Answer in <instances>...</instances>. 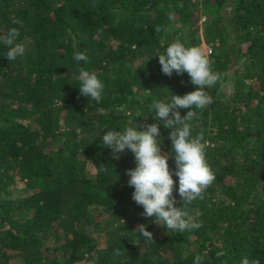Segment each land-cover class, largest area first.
<instances>
[{"label":"trees","instance_id":"obj_1","mask_svg":"<svg viewBox=\"0 0 264 264\" xmlns=\"http://www.w3.org/2000/svg\"><path fill=\"white\" fill-rule=\"evenodd\" d=\"M13 27L25 53L8 61L0 43V264H264V0H0V35ZM176 40L209 44L212 70L233 85L206 88L213 102L192 109L191 137L203 133L215 179L186 204L170 129L150 107L194 90L186 72L161 70ZM79 68L103 82L100 103L80 94ZM151 123L174 207L198 229L173 233L142 216L126 175L134 154L103 145L109 130Z\"/></svg>","mask_w":264,"mask_h":264},{"label":"clouds","instance_id":"obj_2","mask_svg":"<svg viewBox=\"0 0 264 264\" xmlns=\"http://www.w3.org/2000/svg\"><path fill=\"white\" fill-rule=\"evenodd\" d=\"M20 21L13 19L12 23ZM161 29L157 28L159 32ZM19 31L10 28L0 35V43L6 48L5 57L8 61H15L25 53V46L17 42ZM210 50L206 52L198 46L185 47L179 40L167 45L165 53L158 55L161 70L169 77L175 71L176 74L186 72L190 77V83L194 90L183 96L172 95L170 102L153 101L151 109L154 110L155 120L162 121L165 129H170L168 139L171 141V150L174 153L175 175L178 177V193L184 203H190L197 198H202V193L209 187L215 175L206 162L203 133L195 138L191 137V125L189 121L195 116L193 108L202 110L209 106L213 100L205 90L221 82L222 88L231 89V81H223L220 73L214 72L209 60ZM73 59L77 62L87 63L88 57L82 53L74 54ZM79 81V92L96 103L102 100L104 89L103 82L95 73L84 68H79L76 74ZM63 104V101L61 102ZM178 109L188 111L182 117ZM146 130L137 131L135 127H126L122 131L109 130L103 137L104 147L111 150L114 158L125 149L134 154L136 166L126 170L130 177L129 186L134 188L132 199L143 207L141 214L145 218L154 217L157 226L165 227L171 232H183L202 227V224L194 220L183 208L174 207L173 197L174 180L168 165L166 154L161 155L158 146L160 125L151 123L145 125ZM138 232L146 242L153 241V234L146 230V225L140 224ZM117 255L119 251L117 250ZM217 257L225 255L217 252ZM194 264H201V257L194 258ZM241 264H260L259 260L249 261L242 258Z\"/></svg>","mask_w":264,"mask_h":264},{"label":"rangeland","instance_id":"obj_3","mask_svg":"<svg viewBox=\"0 0 264 264\" xmlns=\"http://www.w3.org/2000/svg\"><path fill=\"white\" fill-rule=\"evenodd\" d=\"M207 45H209V44H207V43H205L204 41L203 42H201L200 44H199V46L198 47H201V48H203L204 50L206 49V46ZM23 183L21 182V181H18L17 183H15V189H17L18 191H22V189H23ZM13 262H20V259H19V257L18 256H13L12 257V259H11ZM84 264H90L89 262H85Z\"/></svg>","mask_w":264,"mask_h":264},{"label":"built area","instance_id":"obj_4","mask_svg":"<svg viewBox=\"0 0 264 264\" xmlns=\"http://www.w3.org/2000/svg\"><path fill=\"white\" fill-rule=\"evenodd\" d=\"M209 50L211 51V47L207 45L205 51L208 52Z\"/></svg>","mask_w":264,"mask_h":264}]
</instances>
